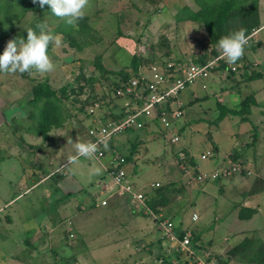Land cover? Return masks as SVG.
Returning <instances> with one entry per match:
<instances>
[{
  "label": "rangeland",
  "instance_id": "obj_1",
  "mask_svg": "<svg viewBox=\"0 0 264 264\" xmlns=\"http://www.w3.org/2000/svg\"><path fill=\"white\" fill-rule=\"evenodd\" d=\"M205 1L209 5L214 2L223 5L229 1L234 4V10L224 15L215 5L203 11V6H198V0H88L83 17L86 19L69 24L67 18L53 15L48 5L40 8L32 0H0V53L9 40L26 39L27 30L39 32L37 25H45L49 32L60 37L59 45L53 41L48 48L55 64L53 71L44 74L35 71L31 74L0 73V264H125L110 255L111 246H106L105 241L109 239L107 234L119 224L127 223L128 218L116 216L107 220L103 208H91L84 222L80 218L76 220L78 228L82 229L79 234L73 231V221L67 215L61 216L58 190L63 191L64 200L72 198L74 210L81 201L89 203L102 199L104 185L113 183L112 177L99 162L90 157H80L76 162L85 164L90 170L91 173L82 174L84 178L77 175L73 164H69L64 171L63 167L58 169L70 156L66 149L62 153L61 143L71 139L74 142L87 141L91 117L81 109L85 107V99L89 95L112 99L114 82L120 77L102 76L96 64L102 63L106 54L112 56V47L117 39L134 40L139 55L148 61L154 59L149 66L174 61L177 62L176 68H183L202 55L209 60L221 56L218 41L222 35L239 30L244 20L242 16L247 13L244 10L250 11V17L254 18L251 10L255 9V16L258 12L261 25L260 7L264 10V0ZM185 7L198 13L197 16L191 17L188 14L190 9L185 13ZM179 17H184V20H178ZM261 40L259 33L256 39L250 40L240 58H249V67L257 71L262 65L264 44L262 52L253 51ZM240 59L230 64L224 58L220 69H226V76L231 77L233 82L241 79L239 82L244 84L245 89L252 85L249 80L251 75L233 77L231 74L235 72L229 69L231 65L240 68L239 63L243 61ZM128 61L129 58L124 59V62ZM246 65L248 63L245 62ZM262 66L264 68V64ZM241 77H247V81ZM90 78L93 81H88ZM45 81L58 98L54 100L59 105L63 124L52 125L46 134H42L38 131V121L39 114L44 110L43 102L32 106L29 101L34 97L33 87ZM104 108L107 110V107ZM35 115L36 118H33ZM228 118L239 120V123L232 127L227 124L223 130L216 126L218 131L221 130L216 136L218 148L222 151L219 156H237V160H246L251 174L238 175L229 181L197 184L183 175L181 165H174L178 156L172 155L170 149L176 151L178 148L171 144L172 134L167 133L157 137L153 143L157 152L154 155L148 150L150 148L141 146L138 169L128 172V175L132 183L140 182L134 183L136 189L150 192L149 196L157 195L161 188L172 184L162 205L165 211L162 212L168 213L174 223L181 222L194 232H202L200 242L207 246L218 264H264V104L250 105L243 115L231 114ZM216 127H208V132ZM200 134H206L205 128ZM118 140L121 143L118 141L120 147L117 153L129 155L134 143H125L123 136ZM210 145L211 142L206 148ZM214 162L210 163L215 165ZM210 163L204 169L211 168ZM67 173L82 184L81 190L71 191L77 186L70 180L72 177L66 176ZM153 183L163 185L155 188ZM68 211L66 214H71L72 209L68 207ZM10 213L13 223L8 221ZM194 213L199 218L196 222H192ZM38 216L45 219L37 221ZM248 217L252 218L246 224L242 220L237 221ZM140 218L146 223L148 238L156 241L136 251L137 244L144 240L137 239L136 246L130 251L126 249L125 254L139 252L142 255H139L141 264H156V257L164 256L161 241L165 245L168 242L161 239L162 232L150 216ZM232 218L237 219L236 223L231 222ZM246 240L250 243L245 248L236 246ZM157 243L160 244L159 250L151 251V246ZM105 247L108 249L105 250ZM180 257L176 255L182 264ZM141 258H146L147 262L142 263ZM164 258L165 264H171L172 259ZM132 260H128L127 264H133Z\"/></svg>",
  "mask_w": 264,
  "mask_h": 264
},
{
  "label": "crops",
  "instance_id": "obj_2",
  "mask_svg": "<svg viewBox=\"0 0 264 264\" xmlns=\"http://www.w3.org/2000/svg\"><path fill=\"white\" fill-rule=\"evenodd\" d=\"M260 19H261V25H260L261 27L260 28H262V30L259 33L262 36V40H261L260 45L257 48H255L253 53L254 52H257V53L262 52V47H263L262 41H264V10H263V7H260ZM115 43L116 44L112 47V51H111V52H113L112 56L109 53L106 54L103 58L104 61H102V63L104 64L105 68H107L108 70H111V71H119L123 68H126L130 72L131 69L128 67L131 65L133 54L137 53V51H136L137 50L136 47L138 46L137 43L134 40L125 41V38H123V37L117 39V41ZM131 51L133 53H131ZM255 55H257V54H255ZM125 58H129V61L127 63L124 62ZM248 59L249 58L246 59V56L243 59H240L243 61H241V63H239L241 65V67L239 68V71L235 72L234 74L232 73L231 76H233V77L238 76V75L242 76V75H246L247 73H249V75L260 74L257 79L250 80L251 81L250 83H252L251 86L248 85L244 89L243 88L244 84L239 82L241 79H235V81L233 82L230 79L231 77L228 78L226 76V69L215 70L209 78L197 81L195 84L191 85L189 88H187L186 90H184L181 93L179 99L182 100V102L185 106L187 115L183 119L179 120L178 122H176L175 124H173L170 127L173 129V131H171L170 129L165 131L159 126V123L153 122L142 130L128 131L127 133L118 136L113 141L112 149L116 152H118L117 149H119V147H120L119 146L120 141L118 139L121 136H123L125 143L127 141H129V142L131 141L134 143L133 148L130 151V154L133 155V157L131 160L127 161L125 169L127 171V181L129 183V185L132 186L135 191L142 192L141 189H139V190L136 189L137 187L134 185L135 182L132 183L130 181L128 172L130 173L131 171L132 172L137 171L138 164L140 163V160H141V152H140L141 149L143 147L150 148L148 150L151 151V153H153V155H154L157 152H156L155 148L153 147V143L156 142V139H158L159 136L168 135L167 133H171L172 136H175V135L180 136L179 143L173 144V146L175 145L178 148V150L174 151L173 148L170 149L172 155L177 154V156H178V161H174V165H176V164L180 165L181 164V161L179 160V154L185 153L187 156L192 157V163L193 162H194L193 164L197 163L202 171L208 172L209 170H211L214 167V165L210 163V162H212L211 160H207L205 162L202 161L201 155L202 154H211V153H218L217 154L218 156L221 155L222 151L218 148L219 143L216 139V136L219 135L221 130H223L227 127L226 126L227 124L230 127H232V125H235V123L236 124L239 123V120H234V119L231 120L232 118H228L233 113H229L230 115L227 114L222 119V121L217 122L216 120L220 115L218 105H223V106L230 108L232 110H240L243 107V101L248 96H253V98L256 100L257 105H253V106H261V104H264V68L262 66L264 64V57H263V60H261L262 65H261L260 70H258V71L256 69H253V68L251 69L252 66L249 67L250 63H249ZM172 62L177 64V62H174V61H172ZM245 62L248 63V65L245 66ZM239 64H237V65H239ZM142 70H144V67H142ZM227 75H229V74H227ZM241 78H243V77H241ZM243 79L247 81V77H244ZM256 82H260V84H256ZM112 102H113L112 104L110 103L111 105L109 104L107 106V111L105 110V113H107V112L114 113V114L121 113L123 111V108H125L128 100H113ZM90 124H92V123H90ZM239 125H241V124H239ZM214 126L220 127L221 130L218 131V128L216 127V129H213L211 132H208V129H209L208 127L214 128ZM204 128H205L206 134L201 135L200 131H202V129H204ZM209 142H211L212 145H210L208 148H206V146L208 145ZM146 144L148 146H146ZM61 145H62V153H63V149H66L68 152H70V154H69L70 156L75 154L72 139H71V141H69V140L65 141L63 144L61 143ZM141 146H143V147H141ZM202 147H203V149H202ZM199 148H201V149H199ZM166 153H169V152L166 151ZM90 158L94 159V161L99 162V165L102 167V169H104L105 172H107V168L109 166V159H110L109 156H106V157H103L100 159H96L93 156H91ZM218 160H220V159H218ZM200 161L203 162L202 163L203 165L200 164ZM250 161H252V160H250ZM207 163L211 164V168L204 169V168H207V166H206ZM70 165L69 164L67 165V162H66V163H63L61 165V167H59L58 169L63 167V170L62 169L61 170L64 171L65 169H68V167ZM73 165H74V171L77 173V175H82L84 172H90V170L86 167L85 164H82V163H76L75 164L74 163ZM252 165H253V162H252ZM67 175H68V177L70 176V178L72 177L70 180L72 181V183H74V186H77L76 189H72L71 191H77L78 192V190H81L82 184H80V182L78 180H76L73 175H70V173H67L66 176ZM108 175H109V173H108ZM83 176L84 175H82V178H84ZM239 177H241V175ZM234 178H237V177L235 176ZM136 183H140V182L137 180ZM99 184H101V183H99ZM153 184H155V183H153ZM153 184H152V186H153ZM161 184H163V183H161ZM36 185L37 184L35 183L34 186H36ZM56 192H57V190H56ZM62 192L63 191H59V190L57 192V194L59 193L58 194L59 197H61L60 203H61L62 207L59 209V210H61L60 214H61V216L67 215L66 217H68L71 222L73 221L74 229H75L73 231H78L79 234H80L79 231H81L82 229L78 228L76 220H77V218H80L79 220L84 222V219L87 217L86 215L88 214L87 212H89V211L91 212V208H94V209L103 208L104 209L103 215L105 216V218L107 220L111 219V217L114 218L116 216H118V217L124 216V217L128 218L129 221L127 223L119 224L115 230H111L107 234L109 236V239L107 241H105V243H106V246L107 245H109V247L111 246V254L110 255H112V257H114L118 261H121V262L127 264L131 259H133L132 260L133 264H141L140 259H139V255H140L139 252H137L138 254H134L132 252L125 254V252H126L125 250L126 249H128L129 251L132 250V248H134L137 244V239H138V241H139V239H144V240H143V242L138 243V244H142V245L137 244V246L135 247L136 251H139L138 250L139 248L143 249L144 247H142V246H150L151 243H154L156 240L152 241V239L148 238L149 234H147V231H146V226H145L146 223L142 218H140L143 215L144 216H149V215L142 212V210L141 211L138 210L139 208L133 204V201H132L130 195L120 194L118 192V187L116 188V186H114V183L110 182V183L105 184L102 191H101V195L103 196L102 199L95 200L94 202L91 201L89 203L86 200L81 201L77 205H75V209L73 210L74 204L72 203V200H71L72 198L64 200L65 195L61 194ZM149 193L150 192L145 193L146 196H148V199H149V197L155 196V195L149 196L148 195ZM103 201H107L106 206L102 205ZM92 205L94 207H91ZM68 207H70L72 209V211H70L71 214H66L67 212H69ZM105 211H107V212H105ZM162 211L163 212L165 211L164 207H161L159 212H156V211H154V212L155 213H162L165 215V213H163ZM194 214H196V213H194ZM37 215H39V214H37ZM140 215H142V216H140ZM35 216H36V214H35ZM165 216H167V215H165ZM167 217L170 218L169 216H167ZM251 218L248 217V218L240 219V220L232 218L230 220H231V222L233 220V223H236L235 222L236 220L238 222H240L242 220L246 224L247 222L251 221ZM39 219H41L43 221L45 218L42 216H40V217L38 216L36 218V220L39 221ZM8 221L10 223H13L12 213H10L8 215ZM81 221H79V224ZM226 221L228 222V220H226ZM192 222H194V221L192 220ZM180 223L181 222H177V224H180ZM241 223H243V222H241ZM85 226H86V224H85ZM180 226L185 227L181 224H180ZM230 229H232V228H230ZM12 231L13 230H11V232ZM138 235H141V237H138ZM146 238L149 240L145 241ZM161 243L163 244L162 241H161ZM239 244H240V242H238L236 246H238ZM159 247H160V244L157 243V244L151 246V251L152 250H159ZM104 249L107 250L108 247H105ZM213 250H215V247H213ZM136 255H138V256L136 257ZM140 256L142 257V255H140ZM141 259L143 260L142 263L147 262V261H145L146 258H141ZM149 259L152 260L151 257H149ZM153 260H155V258ZM111 264H113V263H111Z\"/></svg>",
  "mask_w": 264,
  "mask_h": 264
},
{
  "label": "built area",
  "instance_id": "obj_3",
  "mask_svg": "<svg viewBox=\"0 0 264 264\" xmlns=\"http://www.w3.org/2000/svg\"><path fill=\"white\" fill-rule=\"evenodd\" d=\"M261 30L262 28L254 30L249 35L251 42L254 38L256 39ZM262 42L264 44V41ZM223 59L221 55L203 64L190 63L183 68H176V63L173 62L152 64L147 70L141 69L138 76L122 83L120 88L112 92L113 100H128L121 113H105L106 108L104 107L108 106L109 98L107 101L103 98L90 100L85 108V114L91 117L92 123L87 129V141H103L98 145V151L93 157L96 159L110 157L107 172L112 177L114 186L118 187V192L130 195L133 204L139 208L138 210L149 215L157 224L158 230L162 232L161 239L168 242V245H165L162 241L164 256H158L156 264H165L164 257L168 260L172 259L171 264H181L176 259V255L181 256L182 264L218 263L207 247L200 242L201 240L193 241V230L174 223L171 218L162 213H155L147 205L148 196L135 191L129 185L125 169L127 160L112 149L113 141L128 131L142 130L153 122L159 123L163 130H169L173 124L187 115L185 106L179 99L181 93L197 81L209 78L215 70L220 69ZM238 67L231 65L229 69L238 72ZM170 141L172 144H177L180 136H172ZM217 154L201 155L202 161H215L214 167L205 172L197 163H192L191 156L180 153L179 160L183 175L190 177L197 184H207L229 181L238 175L251 174L250 164L245 163L246 160H235L230 156L220 158ZM162 185L155 183L153 187L160 188ZM102 205L106 206L107 201H103ZM198 219V215L194 214L192 220L196 222Z\"/></svg>",
  "mask_w": 264,
  "mask_h": 264
},
{
  "label": "clouds",
  "instance_id": "obj_4",
  "mask_svg": "<svg viewBox=\"0 0 264 264\" xmlns=\"http://www.w3.org/2000/svg\"><path fill=\"white\" fill-rule=\"evenodd\" d=\"M88 0H32L40 8L50 7L51 13L57 17L67 18L69 24L83 19L84 8ZM39 32L27 30L26 39H11L7 42L3 52L0 53V73H25L35 71L40 74L54 70L55 64L50 58L48 48L51 42L57 45L60 37L46 29L45 25H37ZM250 36L240 30L223 36L218 41L222 58L227 63H235L245 52ZM142 69V68H141ZM61 136V135H60ZM75 154L68 157L67 164H74L80 157H91L98 151V145L103 141H75L73 142Z\"/></svg>",
  "mask_w": 264,
  "mask_h": 264
},
{
  "label": "trees",
  "instance_id": "obj_5",
  "mask_svg": "<svg viewBox=\"0 0 264 264\" xmlns=\"http://www.w3.org/2000/svg\"><path fill=\"white\" fill-rule=\"evenodd\" d=\"M208 3L209 2L205 1V0H198V6L202 5L203 6L202 9H204L203 11L208 10V7H214L215 5H217L219 7V9L223 12L224 15H226L228 13H231L234 10L233 9V7H234L233 5L234 4H231L229 1L224 2L223 5L222 4H218V3L214 4L215 2L212 3L211 5H209ZM183 9H184L183 11L185 13H187V11L190 8L188 9L187 7H185ZM49 10H50V7H49ZM251 11L253 12L254 18H253V16L250 17V11L248 12L247 9L244 10V13L245 12H247V13H245L242 16V17H244V20H243V22L240 25V28L238 30V31L244 30L246 35H249L252 32L253 29L258 28L260 26V22H259L258 16H257L258 12H257V14L255 16V13H256L255 9H253ZM188 14H190L191 17L195 18L198 13H194L191 10L190 13H188ZM223 16H220V17L222 18ZM187 17H189V16H187ZM84 19H86V18H84ZM84 19H82V20H84ZM178 20H184V17H179ZM227 34L228 33H226V34H224L222 36H226ZM153 60L154 59H151L150 61H148L147 58H145L144 56H141V55H139L137 53H134L133 57H132L131 66H130V69L133 72V73L131 72L132 74L129 73V71L126 68H123V69H121L119 71L108 70L107 68H105L103 63L96 64V68L100 71V74L102 76L109 77L111 75H115V76L120 77L118 80H116V82H114L115 85H114L113 90H112V92H113L117 88H120L122 83H125L128 80H130L131 76L132 77L138 76L141 68L149 66L150 63L153 62ZM208 60H209V57H204L202 55V56H199V57L195 58V61L193 63L203 64V63L207 62ZM259 75L260 74H253V75L250 76L249 80L257 79L259 77ZM88 81H93V79L90 78ZM32 91H33L34 97H33V99H31L29 101V104L32 105V106H36L37 104H40L41 102H43V106H44L43 107L44 110L39 114L40 118H39V121H38V131L40 133H42V134H46L48 129L50 127H52V125L61 126L63 124L62 123V115H61V112L59 111V105L54 100V98L56 100H58V98L56 97L55 91H53L51 89V86L49 85V83H47V81L38 83L36 86L33 87ZM64 93H66V89L64 90ZM97 98L98 97H96V96L91 97L89 95L88 98L85 100V107H83L81 109V111L86 113L85 108H86L87 104H89L90 100H94V99H97ZM105 100L107 101L108 98L105 99ZM111 101H113V99L108 100L107 104L112 103ZM250 105H257V102L253 98V96H248V97L245 98V100L243 101V107L240 110H232V109L227 108V107H225L223 105H218L219 106L220 115H219V117L217 118L216 121L217 122L222 121V119L229 113L243 115L245 109L247 107H249ZM30 117H31V115H30ZM32 117L36 118V115L32 116ZM124 157L126 158L127 161H129V160L132 159L133 155L130 154V155H127V156H124ZM233 159L237 160L238 157L235 156ZM171 185L172 184L166 185L164 188L160 189V192L157 195H155L153 197H149V199L147 200V205L153 211L159 212V208L164 207L162 205H164L165 202H166V198H167V195L169 193ZM165 215L168 216V213L165 214ZM243 219H245V218H243ZM201 236H202V232H199V233L194 232L193 241L194 242L200 241L201 240ZM249 243H250V241L246 240L243 243H240L237 247L238 248L239 247H241V248L244 247L245 248Z\"/></svg>",
  "mask_w": 264,
  "mask_h": 264
},
{
  "label": "bare ground",
  "instance_id": "obj_6",
  "mask_svg": "<svg viewBox=\"0 0 264 264\" xmlns=\"http://www.w3.org/2000/svg\"><path fill=\"white\" fill-rule=\"evenodd\" d=\"M164 3V2H163ZM60 18V17H59ZM56 19V18H55ZM62 22V21H61ZM68 24V23H67ZM59 28V27H58ZM62 32V31H61ZM62 34V33H61ZM70 45V44H69ZM60 89V88H59ZM27 116V115H26ZM72 260V259H71Z\"/></svg>",
  "mask_w": 264,
  "mask_h": 264
}]
</instances>
